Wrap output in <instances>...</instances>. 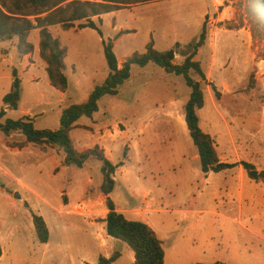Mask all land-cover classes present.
Here are the masks:
<instances>
[{"label": "rangeland", "instance_id": "374dc122", "mask_svg": "<svg viewBox=\"0 0 264 264\" xmlns=\"http://www.w3.org/2000/svg\"><path fill=\"white\" fill-rule=\"evenodd\" d=\"M122 1L120 10L100 16V21L93 18L101 35L91 29L78 31L80 22H75L72 30L60 24L50 26L66 50L69 86L64 94L50 85L38 49L29 57V69L23 72L17 58L3 56L8 42L0 41V110L16 69L20 72V103L6 117L17 120L31 114L37 129L55 130L63 109L84 101L96 85L103 83L108 68L100 37L106 41L120 37L114 48L118 59L143 53L152 39L158 51L173 45L174 62L180 64L205 23L206 45L195 60L220 98H215L209 84L201 83L205 104L198 116L202 129L210 131L223 162L246 161L264 169V16L259 9L264 0ZM125 31L129 33L120 36L119 32ZM38 34V29L32 30L29 41L36 44ZM176 40L186 46L177 48L173 44ZM103 66L105 70L93 78H84L83 86L76 85L71 70L87 76L91 68L101 70ZM32 74L35 82L30 80ZM192 77L199 80L197 75ZM118 90L116 96H103L99 111L91 118H80L83 126L71 133L78 147H82L80 140H98L104 134L113 139L121 134L113 140L111 155L113 163H125L117 168L118 183L112 192L117 208L126 214L133 208L150 210L145 216L163 240L165 264H212L221 258L227 264H264V241L247 232L264 235V182L250 180L241 167L212 173L206 179L186 125L184 128L168 115L183 110L189 99L190 88L183 77L168 74L154 64L133 65L131 77ZM116 120L122 124H115ZM113 129L117 130L115 136L110 134ZM18 138L14 135L12 140ZM6 141L0 132V252L7 250L0 264L96 263L103 249L110 256L120 253L113 264L134 263L133 251L125 243L108 244L102 238L105 204L95 203V212H86L83 204L68 206L67 196L60 193L70 185V178L75 179L77 192L90 175L101 184L98 160H90L83 169L71 167L55 174L53 159L33 144L26 150L10 151ZM124 170L131 172L133 187L158 190L155 201L149 198L146 202L141 197L131 200L122 180ZM32 213L46 221L49 245L38 241ZM90 214L97 222L96 229L82 217Z\"/></svg>", "mask_w": 264, "mask_h": 264}, {"label": "trees", "instance_id": "16d2710c", "mask_svg": "<svg viewBox=\"0 0 264 264\" xmlns=\"http://www.w3.org/2000/svg\"><path fill=\"white\" fill-rule=\"evenodd\" d=\"M149 1L158 0H136L133 3ZM65 2L68 3L63 6ZM121 4H124L122 0H102V2L91 0H0V41L16 39L18 55H28L34 50L33 44L28 39L29 35L32 30L38 29L39 55L46 63L50 85L59 92L65 93L68 89L65 64L66 50L62 47L59 38L52 35L49 27L60 24L68 30L75 27V22H80L77 25L78 29H93L101 35L93 18H99L100 21V16L120 10L119 5ZM259 9L264 16V2L260 4ZM30 18H33L35 23ZM119 33L122 36L129 32ZM118 38L119 36L116 39ZM206 39L207 30L204 23L197 40L189 45L190 52L184 56V60L180 64L174 62L176 54L174 50L158 51L151 40L143 53L134 52L128 56L121 68L118 67L114 52L115 39L102 40L104 58L108 68L107 77L101 85H96L90 91L84 101L70 105L61 111L60 125L56 130L37 129L32 118L28 116L17 120L6 118L5 110H0V132L6 138L13 133L22 134L25 138L21 142L7 140L8 147L22 149L28 144H34L40 147L57 148L64 154L60 163L62 167L83 168L90 159H96L101 163L102 182L99 186V192L105 196L104 204L108 211L104 220L105 230L108 236L125 243L133 251V264H165L163 243L148 224L127 219L118 212L114 202L109 197L116 184L114 180L115 171L123 165V162L112 163L98 145L84 151H78L73 144L71 131L78 127L76 122L81 117L91 118L94 113L98 112V102L103 96L118 94L119 86L131 76L132 65L144 67L152 63L161 67L168 74L182 76L190 88L189 99L184 105V121L197 149L202 173H219L240 165L250 180L264 182V169L258 170L253 164L246 161L222 162L216 151L213 138L200 127L198 111L205 104L201 83L209 84L215 98H220V93L216 87L207 82L200 62L195 60L198 51L206 44ZM192 74L197 75L199 80H194ZM12 75L14 78L12 88L3 97V102L8 105V108L15 110L18 108L20 100V80L15 69ZM123 155L126 158V150ZM32 222L38 241L43 244L48 243L50 232L43 217L32 213ZM118 257L119 253H115L109 258L100 255L97 264H112ZM212 264L227 263L215 262Z\"/></svg>", "mask_w": 264, "mask_h": 264}, {"label": "crops", "instance_id": "0c3cea01", "mask_svg": "<svg viewBox=\"0 0 264 264\" xmlns=\"http://www.w3.org/2000/svg\"><path fill=\"white\" fill-rule=\"evenodd\" d=\"M110 14V13H109ZM201 15H202V12H201V14H200V18H201ZM51 27H49V30L51 31ZM77 29V28H76ZM87 29H89V28H86V29H79L78 31H85V30H87ZM68 30H72V29H68ZM91 30H93V29H91ZM125 35V34H124ZM123 35V36H124ZM56 37H58L59 38V35H57ZM120 38V37H119ZM100 40L102 41V40H105L106 41V39L105 38H103V37H100ZM152 41H153V44H154V47H155V49L157 48V43H156V41L154 40V39H152ZM196 41V38H194L193 39V42H195ZM1 42H8V46H6V47H4L3 49H2V54H3V56L5 57V58H8V59H11V60H14L15 58H17L18 59V61H19V70H20V68L21 69H23L24 71L23 72H25V70H26V72H27V70L29 69V67L27 66L28 64H29V57H31V54L33 53V52H35V51H37V49H38V51H39V35H38V41H37V43L36 44H33L31 41V43L33 44V46H34V50H33V52L31 53V54H28V55H24V56H19L18 55V53H17V50H16V43H17V41H16V39H13V40H10V41H1ZM117 42V39H115L114 40V48H115V43ZM150 42V40L147 42V44ZM192 42V43H193ZM173 44H175L174 46H178L177 48H179V49H183L184 48V46H186L185 44H184V42H179V41H175ZM206 45V44H205ZM205 45L202 47V48H204L205 47ZM146 47V46H145ZM6 48H8V50L6 49ZM201 48V49H202ZM167 50H174V48H173V45H169V47H168V49ZM167 50H163V51H167ZM175 51V50H174ZM39 53V52H38ZM130 56V55H129ZM128 57V56H127ZM127 57H124V58H122V59H118L117 58V61H118V67L119 68H121V66H122V64H123V62L125 61V59L127 58ZM122 63V64H121ZM149 64H152V63H149ZM148 64V65H149ZM133 66V65H132ZM132 66H131V68H132ZM147 66V65H146ZM145 67V66H144ZM16 70V69H15ZM67 70H68V67H67V65H66V75H67ZM91 71L90 72H88L87 73V76H86V73H84L83 71H81V73L80 72H77L75 69H73V70H71L72 71V74L73 75H76V85L77 86H79V87H81V86H83V80H84V78L86 79L89 75H90V77H94L99 71H104L105 70V68H104V66L102 67V69L101 70H96L94 67L93 68H91L90 69ZM17 71V76H18V78H19V76H20V72L18 71V70H16ZM45 71H46V67H45ZM47 73V72H46ZM102 74H104V73H102ZM107 75H108V72H107V74L106 75H103V81L105 80V78L107 77ZM48 76V75H47ZM105 76V77H104ZM36 76L34 75V74H32L31 75V77H30V80L32 81V82H35V80H36V78H35ZM67 77H68V75H67ZM131 77V76H130ZM50 83V82H49ZM68 86H69V78H68ZM54 88V87H53ZM68 90V89H67ZM58 91V90H57ZM67 92V91H66ZM65 92V93H66ZM118 92H119V90H118ZM90 93V92H89ZM64 94V93H63ZM110 96H112V95H110ZM114 96H116V95H114ZM64 97V96H63ZM100 101V100H99ZM19 103H20V100H19ZM172 104V103H171ZM6 105L7 104H5L4 105V107H3V109L5 110V112H6V115L8 114V112H9V110H11L10 108H8V106L6 107ZM18 107H19V104H18ZM99 107V106H98ZM173 107H174V105H173ZM112 108V107H111ZM18 109V108H17ZM98 111H99V109H98ZM168 115H169V117H174V118H176L179 122H180V124L185 128V121H184V106H183V110H181L180 112L178 111V109H176V112L175 113H172V112H168ZM24 116H28V117H30V118H32V120H33V123H34V117L35 116H31V114H25ZM24 116H22V117H24ZM6 117V116H5ZM7 118V117H6ZM82 118V117H81ZM79 121V120H78ZM76 122V126H78L77 128H80L81 126H83V125H81V124H79V122ZM119 123H121L122 124V122L120 121V120H116L115 121V124H119ZM34 125H35V123H34ZM200 127L202 128V126H201V123H200ZM74 129H76V128H74ZM73 129V130H74ZM56 130V129H55ZM72 130V131H73ZM114 130V133H110L112 136H115L116 135V129H113ZM203 130V129H202ZM72 131H71V133H72ZM188 131V130H187ZM204 131V130H203ZM126 132V131H125ZM205 133H208V134H210L209 132L210 131H204ZM120 133H123V131H120ZM14 135H19V137H21V138H18V140L16 141V142H21V141H24V136L22 135V134H19V133H13L10 137H7V140H9V141H12V142H14L15 140H12L13 138H14ZM211 135V134H210ZM119 137H121V134H120V136H118V137H115V138H113V139H110L109 138V136H107V134H104V135H100V137H98L99 139L98 140H93V141H89V142H83V141H79V143H81V146L82 147H78L77 145H76V143L74 142V140L72 139V141H73V144H74V146H75V148L78 150V151H84V150H86V149H89V148H92V147H94V146H96V145H98L100 148H102L103 150H104V153H105V156L107 157V159H109L111 162H112V153H113V144H114V141L113 140H116V139H118ZM211 137H212V135H211ZM72 138V137H71ZM123 139H125V138H123ZM111 142H113L112 144H111ZM84 143V144H83ZM30 145H32V144H28L26 147H24V148H22V149H18V148H10V151H12V150H26V149H28L29 147H30ZM34 145V144H33ZM88 145H90V146H88ZM35 146V148L37 149V150H39L44 156H46L47 158L49 157V158H52L53 159V172L55 173V174H57V173H60L61 172V170H66V171H69L70 169H71V167H74V166H69V167H62V166H60V163H61V161L63 160V158H64V154H63V152L61 151V150H58L57 148H52V147H40V146H37V145H34ZM130 146V144H128V146H127V148H130L129 147ZM126 147V146H125ZM128 159V155L126 156V158H124V160H127ZM90 160H92V159H90ZM90 160H88L86 163H85V165H84V167L83 168H85L86 167V164L90 161ZM222 161V160H221ZM120 162V161H119ZM123 162V161H122ZM223 162V161H222ZM240 162V161H239ZM113 163V162H112ZM236 163V162H235ZM101 164V163H100ZM115 164V163H114ZM125 166V163L123 162V165H122V167H124ZM101 167V166H100ZM236 167H241L240 165H238V166H235L234 168H236ZM83 168H79V169H83ZM234 168H232V169H229V170H225V171H222V172H226V171H231V170H233ZM242 168V167H241ZM243 169V168H242ZM56 170V171H55ZM117 170L118 169H116V171H115V174H114V180H115V187H116V185H117V183H118V180H117V176H116V174H117ZM212 174V172H209V173H207V174H205V176H206V179H208V177H209V175H211ZM122 180H123V183H124V188H125V191L126 190H128L129 189V191H130V199L131 200H134V199H136V198H139V197H141V198H143V200L144 201H148L149 200V198H150V200L151 201H155V199H156V196H158L159 195V191L158 190H151V189H146V188H142V189H138V188H136V187H133L132 185H133V183H132V178H131V172L129 171V170H124V172L122 173ZM208 176V177H207ZM136 180H137V178L136 177H134ZM139 179H140V177H138ZM75 179L73 178V179H71L70 178V180H69V183H70V185L68 184V185H65V190H64V192H63V190H60V193H63L64 195H66L67 196V198H68V201H69V203H68V206H70V205H72V204H75V203H80V204H83L85 207H86V209H85V211L87 212V210H91V212H95V210H93L92 211V207H93V205L95 204V203H97V204H100L101 203V205L104 207V201H105V196L104 195H102L100 192H99V186L101 185V184H99L98 185V183H96L95 182V180L93 179V177H92V175H90L89 177H86L85 179H84V181H83V183H82V185L80 186V189H79V192H77L76 191V187L73 185V183L75 182L74 181ZM132 185H131V184ZM93 187H94V189H95V191H93L92 189H93ZM114 191V190H113ZM78 193V194H77ZM109 197L112 199V193L109 195ZM20 199H22V201H24V203H27V204H29V202L26 200V199H23L22 197L20 198ZM112 201H113V199H112ZM114 202V201H113ZM115 203V202H114ZM116 206V205H115ZM116 210L118 211V212H120V213H122L127 219H130V220H138V221H142V222H144V223H146V224H148L154 231H155V233L157 234V236L159 237V235H158V233H157V231L155 230V228L153 227V225H152V223H151V221H149L148 219H147V217L145 216V213H147V212H149L150 210H148V209H136V208H133V209H131L129 212H127V214L126 213H123L122 211H120L118 208H117V206H116ZM107 209H105V214H104V216L102 217V222H101V226H102V228H103V233H102V238H103V240L106 242V243H108V244H118V243H120L121 241H119V240H116V239H114V238H112V237H110V236H108L107 235V233H106V230H105V217H106V214H107ZM92 214H90V216H82V217H84V218H86L87 219V221H88V223H90L89 225L91 226V227H93L94 229H96V225H97V222H96V220H95V218L93 217V216H91ZM130 216V217H129ZM78 217H80V216H78ZM90 217V218H89ZM44 219V218H43ZM46 222V221H45ZM47 224V223H46ZM244 229H246V231L248 230V228H244ZM50 232V231H49ZM247 232H249L250 234H252V235H254L255 237H257V238H259V239H262L263 241H264V235H261V234H257V233H253V231L252 230H248ZM221 236H222V234H221ZM160 238V237H159ZM160 240L162 241V243H163V240H162V238H160ZM43 244V243H42ZM164 244V243H163ZM0 245L2 246V243L0 242ZM45 245H49V243H46ZM175 244H173L172 245V247L174 246ZM171 247V248H172ZM164 248V247H163ZM174 248V247H173ZM172 248V249H173ZM176 248V247H175ZM106 249H103V252H100V254H99V256L100 255H102V256H104V257H106V258H109V257H111L109 254H104V252H106L105 251ZM5 252H7V250L6 249H3L2 248V251L0 252V257L1 258H3V256H4V254H5ZM119 253V252H118ZM99 256H98V258H99ZM119 256H120V253H119ZM98 258H97V262L95 263V262H91V263H89V264H97L98 263ZM119 258V257H118ZM117 258V259H118ZM116 259V260H117ZM115 260V261H116ZM134 260V259H133ZM165 260H166V258H165V254H164V263H165ZM114 261V262H115ZM215 262H223V259L221 258V259H218L217 261H215ZM113 264V263H112Z\"/></svg>", "mask_w": 264, "mask_h": 264}, {"label": "water", "instance_id": "95a60500", "mask_svg": "<svg viewBox=\"0 0 264 264\" xmlns=\"http://www.w3.org/2000/svg\"><path fill=\"white\" fill-rule=\"evenodd\" d=\"M15 198H19V196L18 195H15Z\"/></svg>", "mask_w": 264, "mask_h": 264}]
</instances>
